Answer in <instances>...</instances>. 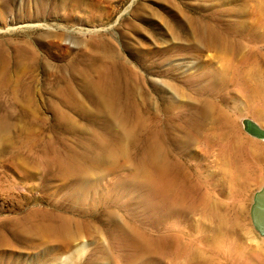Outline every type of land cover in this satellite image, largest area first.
I'll use <instances>...</instances> for the list:
<instances>
[{
    "label": "rangeland",
    "instance_id": "rangeland-1",
    "mask_svg": "<svg viewBox=\"0 0 264 264\" xmlns=\"http://www.w3.org/2000/svg\"><path fill=\"white\" fill-rule=\"evenodd\" d=\"M60 1L65 2L61 4ZM32 2L0 0V40L5 42L7 51L13 53L21 46L22 40L26 39L47 64L38 66L32 63L23 75V81L27 85L36 82L29 93L37 110L26 111L22 109L21 101L10 99L14 111H0V216L10 217L20 207L46 209L57 206L56 208L60 207L66 213H78L93 208L92 211L97 212L107 206L102 200L100 202L99 197L93 198L92 195L82 202L77 191L79 185L75 182L79 172L74 170L70 174L63 164L66 156L74 152L90 157L92 150L87 151V144L94 139L92 135L98 132L91 128L87 119L79 115V111L66 109L67 116L62 118L53 109L55 104H59L57 98L67 88V83L76 94L83 91L81 85L68 79L69 71L60 70L57 66L63 62L79 64L88 51H94V46L103 41L111 50L114 48L122 59L137 66L136 82L139 89L136 99L145 109L142 115L145 131L137 137L132 153L139 146L140 137L147 131L150 111L147 110L146 102H153L155 122L159 125L162 110L170 100L163 89L165 78L158 76L156 72L145 74L147 59L155 61L164 56L167 47L187 45L197 35L199 48L196 52L192 56L179 54L174 60L175 64H179L175 72L186 79L181 87L174 80L170 83L181 90L185 89L184 95H192L194 101L212 98L213 103L231 113L235 132L240 140L264 144V138L247 133L242 123L243 119L248 118L264 128V104L259 106L258 114H253L255 104L243 91V83L253 76L260 74L264 78V0H45L44 18L20 19V12L36 10ZM53 10L56 11V16L49 15ZM206 25H210L228 40V43L218 42L226 48L225 52L217 47L208 48L199 38ZM193 27L197 29L195 33ZM156 48H161L159 53L143 57ZM11 69L15 71L12 67ZM206 73L211 74L212 81L199 82ZM235 81L240 82L234 83ZM12 86L10 83L1 87L3 96L0 97V104L7 102L9 96L6 93H10ZM211 88L217 90L215 96L206 94L205 90ZM221 97L224 99L220 100ZM180 98L182 104L188 100L185 96ZM84 103L88 109L98 111L93 108L90 100H85ZM71 120L85 131L81 133L73 129L70 126ZM211 150L212 155L208 160H203L196 154L194 161L189 162L197 169V173L200 171L201 192L207 195L206 203L217 200L227 208L231 230L236 228L235 212L241 211L242 216L237 222H241L247 230L251 228L253 233L245 234L247 230L238 226L242 248L257 252L260 260L264 261V233L254 228L250 217L253 195L264 182V158L257 161L254 171L248 176V185L241 190L242 179L230 182L228 175L222 171L217 146H213ZM127 152L131 155L129 145ZM261 153H264V148ZM135 167L137 164L132 159L118 156L113 162L100 163L91 177L105 198L103 191L108 190L106 186L108 187L109 182L120 177L134 181L140 169L135 170ZM130 170L135 171L136 177L131 175ZM128 188H131L134 197L116 201L117 206L126 205L129 200L135 201V204L144 203L148 192L146 189L139 193L133 187L126 189ZM112 197L115 199V195ZM193 201L196 204L187 211L188 230L196 238L199 224L206 220L208 211L203 202ZM233 207H237L235 212ZM222 211L217 209L214 213L219 215ZM214 224L211 220L210 225L213 227ZM184 232L187 230L184 229ZM253 236L258 241L257 246L251 241ZM93 240L91 237L83 238L87 250L82 255L81 262L95 256L96 243ZM80 242L82 243V239L76 240L74 244L78 245ZM193 242L203 255L207 253L206 244L196 240ZM18 250L26 252V257H32L29 250ZM64 255L66 253L60 256ZM211 258L209 264H237L233 255L229 256V261L221 255ZM194 261H202V255L184 258L179 264H194Z\"/></svg>",
    "mask_w": 264,
    "mask_h": 264
},
{
    "label": "bare ground",
    "instance_id": "bare-ground-1",
    "mask_svg": "<svg viewBox=\"0 0 264 264\" xmlns=\"http://www.w3.org/2000/svg\"><path fill=\"white\" fill-rule=\"evenodd\" d=\"M32 1L36 10L20 12V19L45 17V0ZM60 2L63 4L65 1ZM49 15L56 16V11L53 10ZM193 31H197L196 27H193ZM199 38L208 48L217 47L222 52L226 51L218 42L228 43V40L210 25L204 27ZM198 41L197 35L187 45L167 47L164 56L155 61L147 59L145 74L156 72L158 76L165 78L163 89L170 100L162 110L159 125L155 122L153 102H146L147 110L150 111L147 131L140 137L139 146L133 153L137 137L145 131L142 122L145 109L136 99L139 89L136 82L137 66L122 59L104 41L96 44L94 51H88L79 64L63 62L57 66L60 70L69 71L68 79L81 85L83 91L78 95L67 83V88L57 98L59 104H55L53 109L62 118L67 116L66 109L79 111V115L87 119L91 128L98 132L92 135L94 139L87 144V151L92 150L90 157L74 152L66 156L63 164L68 173L72 174L71 171L74 170L79 172L75 182L79 185L77 191L82 202L92 195L93 198L99 197L100 202L102 200L107 206L98 211L96 208L97 212L92 211L93 208L78 213H66L60 207L56 208L57 206L46 209L20 207L10 217L0 216V264H100L103 261L104 264H179L182 259H191L198 254L202 255V261H194V264H209L214 255H221L227 261L233 255L237 264H264L257 252L242 248L238 226L247 229L241 222H237L242 216L241 211H236L237 207H233V211H236V228L231 230L227 208L217 200L206 203L208 198L201 192L200 171L197 173V169L189 164L191 160L194 161L196 154L203 160H208L212 155L211 148L217 146L222 171L228 175L230 182L242 179L240 186L244 190L257 161L264 158V153H261L264 144L245 142L238 138L231 113L213 103V99L209 97L194 101L192 95H184L185 89L181 90L170 83L174 80L182 86L186 77L178 76L175 72L179 64H175L174 60L182 53L192 56L199 48ZM5 46V42L0 40V97L3 96V85L11 83L13 86L10 93H6L9 96L7 102L0 104V111L13 112L11 100L21 101L22 109L26 111H36L34 99L29 93L36 82L27 85L23 81V75L32 63L38 66L47 64L26 39L22 40L21 46L13 53H9ZM160 50L161 48H156L143 57L159 53ZM229 68L230 65L227 71ZM203 80L210 83L211 74L206 73L199 82ZM243 91L255 104L252 113L258 114L259 106L264 104V78L260 74L253 76L243 83ZM205 92L210 96L217 94L214 88L206 89ZM180 96H185L188 100L182 104ZM223 99L224 97L220 98ZM85 100H90L93 108L98 111L88 109ZM70 126L81 133L85 131L74 120L70 121ZM128 145L131 155L127 152ZM118 156L132 159L137 164L135 170L140 167L138 176L136 177L135 171L130 170L131 175L136 177L133 182L122 177L109 182L108 187L106 186L108 190L103 191V198L94 185L91 174L100 163L113 162ZM127 187H133L139 193L146 189L148 192L146 199H143L144 203L135 204V201L129 200L128 204L117 206L116 201L130 199L134 195L131 188L126 189ZM194 199L207 205L208 211L206 220L199 224L197 239L188 230L187 211L196 204ZM138 201L140 203V199ZM217 209L223 211L219 215L215 214ZM74 215L77 217L74 218ZM211 220L215 222L213 227L210 225ZM251 233L250 228L245 234ZM84 237L94 239L96 253L93 254L94 257L81 262L82 255L87 250ZM79 239H82V243L74 244ZM194 240L206 244V254H202ZM251 241L255 246L258 245L254 236ZM20 248L29 250L32 257H26V252L19 251ZM65 253L63 257L60 256Z\"/></svg>",
    "mask_w": 264,
    "mask_h": 264
},
{
    "label": "water",
    "instance_id": "water-1",
    "mask_svg": "<svg viewBox=\"0 0 264 264\" xmlns=\"http://www.w3.org/2000/svg\"><path fill=\"white\" fill-rule=\"evenodd\" d=\"M242 123L247 133L258 138H264V128L259 127L251 119H243ZM250 217L254 228L260 233H264V182L253 195Z\"/></svg>",
    "mask_w": 264,
    "mask_h": 264
}]
</instances>
